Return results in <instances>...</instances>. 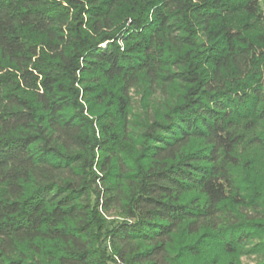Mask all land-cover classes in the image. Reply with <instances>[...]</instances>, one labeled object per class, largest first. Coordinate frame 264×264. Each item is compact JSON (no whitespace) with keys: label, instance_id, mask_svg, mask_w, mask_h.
Wrapping results in <instances>:
<instances>
[{"label":"trees","instance_id":"obj_1","mask_svg":"<svg viewBox=\"0 0 264 264\" xmlns=\"http://www.w3.org/2000/svg\"><path fill=\"white\" fill-rule=\"evenodd\" d=\"M263 1L0 0V264H264Z\"/></svg>","mask_w":264,"mask_h":264},{"label":"rangeland","instance_id":"obj_2","mask_svg":"<svg viewBox=\"0 0 264 264\" xmlns=\"http://www.w3.org/2000/svg\"><path fill=\"white\" fill-rule=\"evenodd\" d=\"M263 8H264V1H263ZM243 23L245 22H251L252 19H242ZM259 29H256L255 31L250 32V36H254ZM144 87L139 88L136 90L135 93H133V102L134 107L131 111V115L133 120H139L137 117L140 115V117L144 116L145 113H148L150 116L151 114H154L155 116H161L163 114L164 105L165 103H169L170 96L166 97L162 91H157L156 94H153L152 96H149L147 99H145L144 95ZM144 100V101H143ZM104 105H97L96 109L94 110V113L91 115L92 119L95 120L97 115L104 110ZM137 118V119H136ZM142 119V118H141ZM107 124V122H105ZM114 128H116V125H113ZM135 130V128H134ZM249 134H246L244 136H248ZM237 155L240 160V168L237 170V178L247 177L248 180L254 181L256 185L262 186V192L264 191V153L260 152L256 148H247L246 146H241L237 149ZM240 181V180H238ZM263 205H262V216H264V198L262 199ZM261 218V217H260ZM261 220V219H260ZM242 264H254L255 260L252 258H245L242 257L241 259ZM264 262V258H263Z\"/></svg>","mask_w":264,"mask_h":264}]
</instances>
